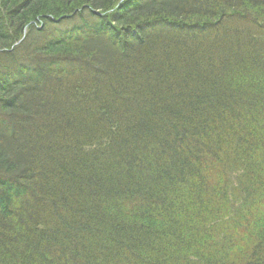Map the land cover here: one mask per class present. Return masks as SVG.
<instances>
[{"label":"trees","instance_id":"obj_1","mask_svg":"<svg viewBox=\"0 0 264 264\" xmlns=\"http://www.w3.org/2000/svg\"><path fill=\"white\" fill-rule=\"evenodd\" d=\"M0 264H264V0H0Z\"/></svg>","mask_w":264,"mask_h":264},{"label":"rangeland","instance_id":"obj_2","mask_svg":"<svg viewBox=\"0 0 264 264\" xmlns=\"http://www.w3.org/2000/svg\"><path fill=\"white\" fill-rule=\"evenodd\" d=\"M69 25H71V24H69ZM52 27H53V26H50V27H49V28H50V31H49L50 33L48 32V35L50 34L49 36L52 37L53 35H61V34H63V32H64L63 26H61L60 28H57V29L55 28L56 26L54 27L55 29H54V28L51 29ZM53 30H54V31H53ZM55 30H56V31H55ZM20 39H21V38H20ZM18 42H20V40H19Z\"/></svg>","mask_w":264,"mask_h":264}]
</instances>
